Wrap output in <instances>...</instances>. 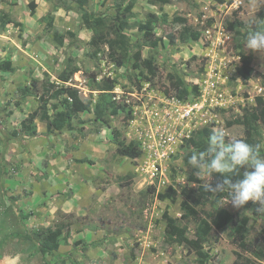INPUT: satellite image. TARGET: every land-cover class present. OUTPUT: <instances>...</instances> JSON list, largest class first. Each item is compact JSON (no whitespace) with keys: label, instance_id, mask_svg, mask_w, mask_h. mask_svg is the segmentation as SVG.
<instances>
[{"label":"rangeland","instance_id":"1","mask_svg":"<svg viewBox=\"0 0 264 264\" xmlns=\"http://www.w3.org/2000/svg\"><path fill=\"white\" fill-rule=\"evenodd\" d=\"M132 1L126 33L143 46L144 58H157L160 76L153 82L130 65L118 67L108 46H93L94 32L83 25L74 3L62 9L45 0L0 2V12L13 21L0 27V62L11 61L16 68L14 73L0 71V264H199L183 246L166 244L165 216L179 218L188 237L196 238L197 222L181 218V190L198 186L189 181L195 177L187 163L190 139L204 129H223L229 137L246 139L243 111L256 106L258 97L264 99V88L258 79L246 82L237 75L242 66L240 36L230 31V24L238 19L242 33L247 31L264 15V0H127L123 7ZM117 6L116 0H90L87 10L110 21ZM151 14L159 19L155 33L161 39L154 51L138 28ZM55 32L66 36L62 46L55 42ZM243 52L264 74V56L245 45ZM69 60L80 71L66 85L77 89L84 102L95 104L99 89L113 85V98L125 112L110 119L111 128L95 125L94 114L84 112L74 131L51 135L37 119V134L14 136L31 113L47 109L52 115L58 105L54 99L22 98L20 87L37 80L57 89ZM170 74L188 86L186 101L165 95ZM113 129L120 130L128 144H139L140 158L118 154ZM252 144L262 145L264 156L263 124ZM130 174L133 180L125 178ZM219 175L214 174L212 183ZM171 190L178 194L174 200ZM217 198L205 200L200 215L212 221L221 205L235 223L248 219L250 240L263 234L264 217L256 205L249 202L236 209L228 204L227 192ZM58 225L69 231L58 255L44 258L33 243L16 236ZM234 228L213 229L203 247L211 257L209 264H247L239 254L264 264V259L238 248Z\"/></svg>","mask_w":264,"mask_h":264},{"label":"trees","instance_id":"2","mask_svg":"<svg viewBox=\"0 0 264 264\" xmlns=\"http://www.w3.org/2000/svg\"><path fill=\"white\" fill-rule=\"evenodd\" d=\"M5 0H0L4 2ZM51 3L56 8L66 9L69 2L76 5L77 12L81 15L83 25L94 32L91 44L95 47H100L101 44L108 46L109 55L111 60L118 67L132 66L134 70L141 72L142 74L147 73L151 76L150 81L153 82L154 79H159V69L156 66L157 58L151 55L148 58L143 56V46L133 43L130 36L126 33L129 28V20L132 17V10L134 8V2H129V4L123 7L127 0H116L118 2L117 14L114 20L108 21L103 17L95 16L87 10V6L90 0H45ZM219 4L231 3V0H216ZM32 10L35 11L36 5L32 4ZM238 18V13L235 14ZM260 19H264V15L260 16ZM159 21L157 15H149V19L145 23H140L138 28L140 32L144 33L148 47L153 51L158 49L161 39L156 37L155 24ZM53 19L49 20L48 25L52 27ZM13 23L12 19L5 12H0V27L5 29L7 25ZM243 23L236 19L230 24V31L237 33L240 36V56L242 61V66L238 69L237 75L244 78L246 82L252 79H258L261 81V85L264 88V74L260 71L255 70L251 63L252 59L246 53L243 52L245 45L247 31L242 33ZM254 29L256 26L253 27ZM54 40L59 46H62L65 41V35L58 32L54 34ZM195 40L198 37L195 36ZM137 49L132 53V49ZM73 62L69 60V64L59 75V80L63 85H60L57 89L51 90L48 84L41 81H33L31 86L20 87L19 93L22 98H27L29 96L40 97L42 102H46L49 99H54L58 101V105H54V113L49 114L47 109L37 110L31 113L27 119H25L21 124V129L14 132V136L20 137V135H26L31 137L38 132V127L36 120L40 119L46 123L47 132L49 134L62 133L64 131H74L75 121L80 119V115L84 112H92L94 114L93 123L95 125L110 126V119L112 117L118 116L120 112H125L123 106L113 98V91L115 86L109 85L106 89H99L98 98L96 103L84 102L79 95V91L69 85L72 77L77 74L80 70L78 67L72 65ZM0 71L14 73L16 68L13 66L11 61H1ZM170 87H163V91L166 96H174L180 101H186L190 96V91L186 83L177 76V74L169 75ZM172 88V89H171ZM173 91V93H172ZM195 93H197V88H194ZM256 106L251 108H245L243 111V121L242 124L245 126L246 139L245 141L252 144V140L255 134L259 131V124L264 125V99L262 97L257 98ZM19 104V103H18ZM114 141L117 145V152L120 156L127 157L130 159L140 158L142 155V150L137 143L128 144L123 134L118 129L112 130ZM212 134V130L204 129L201 131L197 138H192L189 144L192 148V153L205 150L208 139ZM191 153V154H192ZM190 154V155H191ZM243 170H241L242 172ZM133 180V175L130 174L127 177ZM242 176L233 177V181L241 179ZM221 179V176H217V181ZM189 181L194 185L186 186L181 190L180 197L182 219L187 217L193 218L198 226L195 233V239L188 237V228L181 225V220L179 218H174L168 214L165 216V235L166 244L177 243L183 246L188 254L195 255L199 264H209L211 257L209 253L204 251V245L209 240L213 229L223 230L228 226L233 225L232 235L238 242V248L245 254L251 255L257 259H264V232L259 237L250 240L248 238V219L242 218L241 221L235 223L234 215L223 206L219 205L215 209V213L212 216V221H208L205 217L200 215L199 208L203 205L205 200L210 199V194H205L199 187L201 181L193 176L189 178ZM126 184H129L126 183ZM122 186V185H121ZM173 196L171 199H176L178 194L171 190ZM261 217H264V213H261ZM68 232L65 225H58L57 228H45L41 227L30 233L23 232L17 233L18 238L24 241L33 243L36 246L37 252L41 254L44 258L48 256H53L59 254V249L61 242L64 239V234ZM243 258L247 264H254L253 261L246 255H238ZM50 264V263H48Z\"/></svg>","mask_w":264,"mask_h":264},{"label":"clouds","instance_id":"3","mask_svg":"<svg viewBox=\"0 0 264 264\" xmlns=\"http://www.w3.org/2000/svg\"><path fill=\"white\" fill-rule=\"evenodd\" d=\"M253 25L247 30L245 47L264 56V20H257ZM261 148L260 144L229 137L223 129H213L205 150L193 152L187 163L193 169V175L202 181L199 187L205 194H210V198L227 192L228 204L234 208H244L251 202L258 212L264 213V156ZM214 174H220L221 179L212 183ZM239 176L242 178L234 182L232 178Z\"/></svg>","mask_w":264,"mask_h":264},{"label":"built area","instance_id":"4","mask_svg":"<svg viewBox=\"0 0 264 264\" xmlns=\"http://www.w3.org/2000/svg\"><path fill=\"white\" fill-rule=\"evenodd\" d=\"M161 157H162V156H161ZM154 170H155V171H154V174L158 173V168H157L156 165L154 166Z\"/></svg>","mask_w":264,"mask_h":264}]
</instances>
